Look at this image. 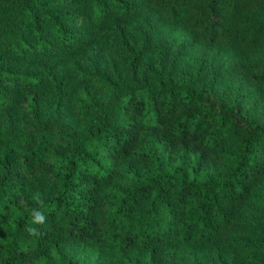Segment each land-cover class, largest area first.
<instances>
[{"label":"trees","instance_id":"16d2710c","mask_svg":"<svg viewBox=\"0 0 264 264\" xmlns=\"http://www.w3.org/2000/svg\"><path fill=\"white\" fill-rule=\"evenodd\" d=\"M0 264H264V0H0Z\"/></svg>","mask_w":264,"mask_h":264},{"label":"clouds","instance_id":"9594fccd","mask_svg":"<svg viewBox=\"0 0 264 264\" xmlns=\"http://www.w3.org/2000/svg\"><path fill=\"white\" fill-rule=\"evenodd\" d=\"M34 211V222L36 223H43L45 221V217L37 212L36 210H33ZM29 231L32 233V234H36V229L34 228H30Z\"/></svg>","mask_w":264,"mask_h":264}]
</instances>
